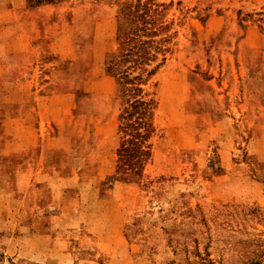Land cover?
Wrapping results in <instances>:
<instances>
[{
  "label": "rangeland",
  "instance_id": "374dc122",
  "mask_svg": "<svg viewBox=\"0 0 264 264\" xmlns=\"http://www.w3.org/2000/svg\"><path fill=\"white\" fill-rule=\"evenodd\" d=\"M122 1L0 0V264H264V0H156L173 37L143 167L116 153ZM14 50L38 58L29 91ZM41 101L43 127L11 119Z\"/></svg>",
  "mask_w": 264,
  "mask_h": 264
},
{
  "label": "trees",
  "instance_id": "16d2710c",
  "mask_svg": "<svg viewBox=\"0 0 264 264\" xmlns=\"http://www.w3.org/2000/svg\"><path fill=\"white\" fill-rule=\"evenodd\" d=\"M32 1L42 5L63 0ZM117 17L120 57L107 67L121 98L117 129L123 142L116 153L121 164L143 167L152 157L151 137L156 129L157 101L148 81L164 63L173 32L165 19L164 4L156 0L122 1Z\"/></svg>",
  "mask_w": 264,
  "mask_h": 264
},
{
  "label": "crops",
  "instance_id": "0c3cea01",
  "mask_svg": "<svg viewBox=\"0 0 264 264\" xmlns=\"http://www.w3.org/2000/svg\"><path fill=\"white\" fill-rule=\"evenodd\" d=\"M21 52L14 50V52L11 53L10 55V58H11L10 64L12 66L14 65L13 81L11 80L12 82L10 84L11 89H13V91H18V89L29 91L31 90L33 86H35V84H38L37 79H36L37 73H38L36 68H38V66L37 64L35 65V61L37 62L38 58L29 57L27 56V54H25L26 56L24 57L23 55L24 53H21ZM1 61H3L2 56H0V67L1 66L5 67V65L2 64ZM40 88H41V84H40ZM42 97H45V96H39V98H42ZM19 105L23 109L24 112L23 113L18 112V114L11 116V119L13 121L20 123V124L22 122L23 123L22 125L26 126V123H29L28 114H29V108H30L33 111L37 112L36 118H37V123L39 124L37 128L39 129L43 127L47 119V117L45 116L46 109H45L43 101H41V103L39 102L36 104L34 103L33 105H28V103L27 104L21 103ZM12 134H13L12 131H9L5 136L10 137ZM37 135L41 136L40 138L43 139L42 132L37 133ZM6 137L4 138L3 136L4 140L6 139ZM7 155L13 156V152H10Z\"/></svg>",
  "mask_w": 264,
  "mask_h": 264
}]
</instances>
